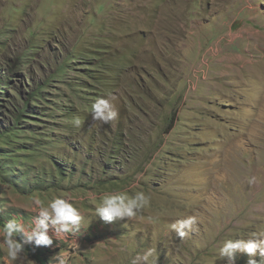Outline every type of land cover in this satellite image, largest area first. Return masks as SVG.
<instances>
[{"label":"rangeland","instance_id":"rangeland-1","mask_svg":"<svg viewBox=\"0 0 264 264\" xmlns=\"http://www.w3.org/2000/svg\"><path fill=\"white\" fill-rule=\"evenodd\" d=\"M109 94L118 118L93 121ZM112 191L151 201L107 223L94 209ZM56 196L79 231L25 244L15 264L148 249L149 264H225V240L264 226V0H0V225L30 224L33 200ZM190 215L198 230L178 238L170 225Z\"/></svg>","mask_w":264,"mask_h":264},{"label":"clouds","instance_id":"clouds-1","mask_svg":"<svg viewBox=\"0 0 264 264\" xmlns=\"http://www.w3.org/2000/svg\"><path fill=\"white\" fill-rule=\"evenodd\" d=\"M90 114L93 121L108 124L118 118V110L108 96H98L91 104ZM72 123L80 126L81 120L74 118ZM252 181H250L251 183ZM151 201V197L144 191H135L131 194L127 191H112L101 194L99 203L95 206V215L104 222L111 223L117 219L128 221L135 219L145 210ZM36 211L30 224L11 218L0 225V250L15 264L21 260L25 251V244L35 246H52L54 238L61 241L67 234L79 231L82 215L78 207L74 205L71 197L56 196L45 203L39 198L33 200ZM171 230L178 238H184L188 232L197 231V216L190 215L177 219L170 225ZM187 230V231H186ZM51 233V235H50ZM23 236V242L17 235ZM247 254V264H259L257 254L264 257V226L252 231L248 237L227 239L218 249L219 259L225 264H235L236 253ZM153 249H148L135 256L130 264H149L153 257ZM54 264H69V257L62 251L56 253L51 260Z\"/></svg>","mask_w":264,"mask_h":264},{"label":"trees","instance_id":"trees-1","mask_svg":"<svg viewBox=\"0 0 264 264\" xmlns=\"http://www.w3.org/2000/svg\"><path fill=\"white\" fill-rule=\"evenodd\" d=\"M32 252H34V256L35 257H37L38 259H43L44 260V262H46V259H47V256L44 254V253H42L41 251H31V253Z\"/></svg>","mask_w":264,"mask_h":264}]
</instances>
